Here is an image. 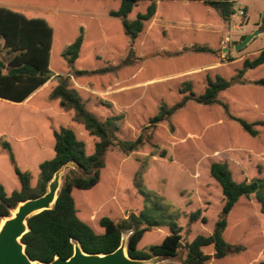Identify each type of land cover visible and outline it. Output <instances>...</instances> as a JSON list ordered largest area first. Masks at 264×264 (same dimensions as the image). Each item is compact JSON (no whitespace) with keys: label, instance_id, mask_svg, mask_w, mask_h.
Instances as JSON below:
<instances>
[{"label":"trees","instance_id":"obj_1","mask_svg":"<svg viewBox=\"0 0 264 264\" xmlns=\"http://www.w3.org/2000/svg\"><path fill=\"white\" fill-rule=\"evenodd\" d=\"M59 1L62 0H0V39L9 55L7 61L0 59V101L21 107L31 115L11 129L8 126L0 129V221L9 217L21 201L44 194L61 166L71 163L75 167L64 177L53 209L27 219L28 232L20 239L26 255L31 261L39 262H50L56 257L66 259L73 252V241L86 253L106 254L114 251L123 233L128 232L127 254L133 259L174 258L183 249L184 257L180 262L165 264H212L213 260L225 261L230 257L243 256L247 247L254 246L257 255L247 264H264V243L261 245L264 228L259 222L264 215V175L261 172L249 180H236L228 162L212 161L206 174L218 186L220 202L212 200L207 211L198 208L188 213L186 225L192 226L194 234L183 242L184 227L171 217L166 219L157 207L150 206L148 192L137 185L133 187L135 192L130 187L133 165L107 163L111 149H118L129 156L145 145L160 150L159 158L171 161L166 148L153 141L156 124L184 114L191 105L211 112L208 117L213 123L211 133H207L202 142V150L210 151L216 145L221 148L243 147L255 160H264V109L260 117L248 120L233 113L225 98L226 92L234 85L264 89V77L248 80L247 75L264 66V49L242 59H229V63L219 66L213 77L205 76L201 90H195L188 81L183 82L178 90L180 98L170 104L164 100L171 98L168 88L176 80H163L138 91L115 96L116 107L136 101L134 98L142 92V97L133 107V111L142 113L151 110L154 99H163L157 105V113L133 139L118 135L115 122L120 116L100 118L89 108L81 90L72 85L73 79L83 86L87 84L86 80L107 78L122 67H131L141 57L160 56L162 48L171 58L150 60L138 71L128 69L127 73L136 71L130 83L179 74L203 63L215 64L223 35L215 29L223 24L229 25L236 0H73L84 2L83 9L88 14L89 23L86 26L85 21L78 20L74 35L58 50L60 38L56 11ZM174 1L193 2L188 5H197L207 18L161 13L160 7L164 2ZM104 3L111 5L104 6ZM100 4H103L101 9H93L94 6L100 8ZM17 7L36 8L37 11ZM99 13L105 15L107 21L98 19ZM88 26L92 29L90 31L89 28V34ZM196 34H203L205 38L197 40ZM101 47H106L107 52L102 53ZM54 48H57L55 55ZM185 52H190V56L181 57ZM177 60H192V63L162 76L138 77L151 65L157 67ZM57 64L64 67L58 68ZM230 66L233 71H226ZM158 85H163V90H155ZM257 105L253 107L258 109ZM196 123L189 118V124L197 125L198 129L204 124ZM24 127H27V134H19L14 129ZM169 129L172 130V126L169 125ZM12 140L22 143L23 154L31 149L25 144L27 140L35 146V154L27 163L24 162L27 169L19 164V157L24 156L22 152L17 154ZM139 158L135 156L134 160ZM2 161L13 173L7 184L1 171ZM158 167L180 169L175 178L179 181L175 192L168 188L172 180L169 173ZM158 167L153 170L154 174L164 173L168 177L165 196L160 197L173 204L180 188L192 184L190 175L195 167L188 161ZM103 179L110 184L109 197L98 205H88V200L80 197L95 192ZM128 192L136 194L135 202L141 204L138 211L129 207ZM117 193L120 194L118 201ZM247 200H252V204L243 208L242 203ZM122 206L131 209L121 218L111 216L113 209L121 211ZM210 209L215 212L212 225L208 221ZM94 222L98 231L93 226ZM157 229L164 230L163 236L148 243Z\"/></svg>","mask_w":264,"mask_h":264},{"label":"rangeland","instance_id":"obj_2","mask_svg":"<svg viewBox=\"0 0 264 264\" xmlns=\"http://www.w3.org/2000/svg\"><path fill=\"white\" fill-rule=\"evenodd\" d=\"M180 3V4H173ZM190 2H164L161 7V13L165 15H186L190 16V14L194 17L198 18H207L203 11L197 5H188ZM108 3H104V6ZM190 4H193L190 3ZM58 11H56V27L59 33V42L60 45L57 46L58 50H60L63 46H65L71 37L75 33V23L78 20H83L87 24L89 23L88 14L84 11V2L78 1L74 2L73 0H62L57 3ZM111 5V4H108ZM103 4H100V8L94 6L93 9L96 11L101 9ZM84 8V9H83ZM37 11L36 8H32ZM234 14L231 18L229 25L223 24L222 27L217 28L215 30L222 32V39L219 43V48L221 49L218 52V55L215 59V64L211 63H203L202 65L194 66L192 68L186 69L182 73L179 74H171L165 77L160 78H152L148 81L144 82H134L130 83L131 78L136 73V71L127 73L128 69L139 70L142 66H144L150 60H166L170 59L169 53L165 49H161L159 51L160 56L153 58H143L141 57L137 62H135L131 67L125 66L122 67L119 71L115 73H111L108 75L109 77H101L99 81L96 78L92 80H86L87 84L81 85L76 80H72V85L81 90L82 96L86 100L89 108L92 109L100 118L105 119L108 116L116 115L120 116V119L115 122L118 130V135L122 138L133 139L135 138L140 128L149 121L152 116L157 113V105L160 101H163L162 97L156 98L151 103V110L143 112H135L133 111V107L136 104L137 100L142 97V92L138 97L131 100L130 103H126L115 107V96H118L124 92H133L138 91L139 89L146 88L150 84H154L157 82H161L163 80H176V83L168 88L169 95H172L171 98L164 100L166 103L170 104L173 101L180 98L178 95V90L181 84L185 81H188L192 84V87L195 90H201L204 86V78L207 75L213 77L216 72L219 70V66L223 64L229 63V59H242L246 55H251L257 51L264 49V0H236L233 5ZM243 9V15L239 14V10ZM181 17V16H180ZM98 19H105L107 21V17L101 13L97 14ZM110 21V20H108ZM103 22V21H102ZM154 23V22H152ZM157 24H163V22H156ZM185 27H187L185 25ZM89 26H88V34H89ZM97 28V27H96ZM200 28V27H199ZM87 30V27H86ZM92 29L90 28V31ZM260 31L255 37H253L249 42L239 50H235L234 45L240 42L241 36H245L254 31ZM229 37V42L222 43L225 36ZM197 40L205 36L203 34H196ZM204 41V40H202ZM3 40L0 39V59L3 61H7L9 55H7L6 51L2 46ZM148 45L150 44L147 43ZM54 48V55L57 54ZM101 52L106 53V47H101ZM137 55V54H135ZM190 56V52H185L181 57ZM192 60L189 61H178L174 63H162L157 65V67L151 65L145 71L138 74L139 78H146L150 75L162 76L167 73L178 71L182 67L191 65ZM95 64V60H94ZM58 68H63V64H57ZM226 71H233L232 67H227ZM248 80L253 78L264 77V66L256 68L247 73ZM163 85L156 86L155 90H163ZM150 89H153L150 86ZM257 89V90H256ZM152 91V90H151ZM264 89L253 88L248 85L243 86H232L225 95L226 101L228 102L233 113L237 115H241L246 117L248 120H253L262 115L264 109ZM152 92H150L151 94ZM155 96V93H153ZM259 105L258 109H256L254 104ZM211 115L209 110L200 109L198 105H191L187 108V111L184 114H178L171 116L168 121L157 123L154 132L155 143L160 144V146L166 148L167 154L171 156L172 160L161 159L158 157V153L160 150L152 149L149 145H145L138 149L137 152L130 154L129 156L123 155L118 149H111L107 156L108 164H122L123 162L129 163L133 165L129 183L130 187L133 189L134 185H137L140 189L145 192H148L150 206L157 207L158 212L164 213L165 218L175 219L184 227L183 229V242L187 239H190L194 232L191 230L192 226L186 225V218L188 213L200 208L201 210L207 211L210 207L212 200H216L220 202V193L218 186L208 179L206 171L208 165L212 161L221 160L228 162L229 166L232 169L233 176L236 180H249L252 176L257 172H261V175H264V160H255L249 150L245 151L242 147L240 149L227 146L221 148L219 145L214 146L211 150L201 148L204 146L202 142L205 141L207 133H211V123L208 120V117ZM27 116H31L27 110H23L21 107H13L7 103L0 101V129L6 128L8 126L9 129L13 128L15 125L19 124L21 119H26ZM189 118H193L197 123H203V126L198 129L197 125H190ZM207 120V121H206ZM219 121H217L218 123ZM196 123V124H197ZM169 125L172 126V130L169 129ZM22 127V126H21ZM19 132V134L24 133L27 134V127H24L21 130L14 128ZM214 136L216 135L213 134ZM164 137V138H163ZM264 137V136H263ZM162 138V139H161ZM218 138V137H217ZM216 139V138H214ZM13 146L18 153L23 154L22 151V143L13 141ZM28 146H31V150L29 148V152H24L23 156L19 157L20 165L23 169H27L25 166L28 162V159L31 158L36 152V148L31 142V140H27L25 142ZM91 144V142H88ZM35 149V150H34ZM202 151V152H200ZM135 156L140 157L138 161H135ZM23 160V161H22ZM188 161L190 165L192 164L195 169L191 171L190 178L192 179V184L189 186H184L180 188L178 198L176 201L167 202L161 199L160 196H165L166 187L168 184V177L164 173L154 174L153 170L159 165H179ZM7 169H6V167ZM166 167V166H165ZM158 167L161 170H166V173L171 176L172 180L171 184L168 186L173 192L176 190V186L179 181L175 180L176 175L180 173V169L176 167L173 168H165ZM1 171L6 177V184L10 182L9 176H13V173L8 167V164H4V161L1 162ZM72 170H75L73 164H69L63 167L60 173V188L63 184L64 177L70 173ZM138 171V173H136ZM175 175V176H173ZM9 179V180H8ZM133 192V191H132ZM135 192V190H134ZM133 192V193H134ZM110 192V184L106 179H103L101 185H99L98 189L95 192H92L88 195H83L80 197L78 194V198L88 200V205L96 204L98 205L105 199L109 197ZM128 192L127 197L131 200V207L133 210L138 211L141 208V204L136 203L135 199H137L136 194ZM120 194L117 193V201L119 199ZM252 200H247L242 203L243 208L249 207V204ZM126 204V203H125ZM137 204V206H136ZM114 204V208H116ZM133 206V207H132ZM131 208H123L121 211L113 209L114 212H110L111 216L118 219L121 218L122 215H126L127 210ZM13 211V210H12ZM10 212V216L12 214ZM215 218L214 209H210L209 211V223L212 225L213 219ZM233 220H235L234 216L231 218L230 222L233 224ZM260 225L264 228V215L260 218ZM96 231H98L97 225L94 222L93 224ZM164 230L157 229L153 232V239L149 242L158 241L163 236ZM128 232H124L122 238L125 241L128 239ZM238 236V235H237ZM264 242H261V245ZM256 248L252 246L251 248L246 249V252L243 256L237 257H228L227 260H213L212 264H247L251 259L257 255ZM184 257V250L182 249L179 254L174 258H165L158 259L153 258L151 264H165L166 262H175L178 263Z\"/></svg>","mask_w":264,"mask_h":264},{"label":"water","instance_id":"obj_3","mask_svg":"<svg viewBox=\"0 0 264 264\" xmlns=\"http://www.w3.org/2000/svg\"><path fill=\"white\" fill-rule=\"evenodd\" d=\"M260 31L245 35L239 43L234 45L235 50L244 47L249 40ZM68 163L66 165H69ZM61 166L52 176L44 194L21 201L12 211L13 216L2 219L0 226V264H151L152 259H133L127 254V247L123 238L118 247L106 254L86 253L73 241V252L69 258L56 257L52 261H31L26 255L21 236L28 232L27 219L44 210L53 209L60 189Z\"/></svg>","mask_w":264,"mask_h":264},{"label":"built area","instance_id":"obj_4","mask_svg":"<svg viewBox=\"0 0 264 264\" xmlns=\"http://www.w3.org/2000/svg\"><path fill=\"white\" fill-rule=\"evenodd\" d=\"M239 14H240V15H243V9H240V10H239ZM224 42H226V43L229 42V37H228L227 35L225 36V38H224V40L222 41V43H224Z\"/></svg>","mask_w":264,"mask_h":264},{"label":"crops","instance_id":"obj_5","mask_svg":"<svg viewBox=\"0 0 264 264\" xmlns=\"http://www.w3.org/2000/svg\"><path fill=\"white\" fill-rule=\"evenodd\" d=\"M18 9H31L32 10V8H30V7H17Z\"/></svg>","mask_w":264,"mask_h":264},{"label":"bare ground","instance_id":"obj_6","mask_svg":"<svg viewBox=\"0 0 264 264\" xmlns=\"http://www.w3.org/2000/svg\"><path fill=\"white\" fill-rule=\"evenodd\" d=\"M12 216H13V212H12V214H11ZM1 224H2V220L0 221V226H1Z\"/></svg>","mask_w":264,"mask_h":264}]
</instances>
